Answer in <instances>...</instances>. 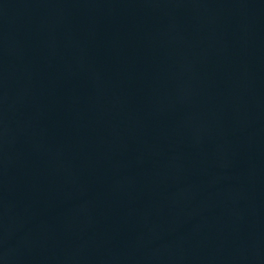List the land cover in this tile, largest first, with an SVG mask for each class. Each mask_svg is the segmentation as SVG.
I'll return each mask as SVG.
<instances>
[{
  "label": "water",
  "instance_id": "95a60500",
  "mask_svg": "<svg viewBox=\"0 0 264 264\" xmlns=\"http://www.w3.org/2000/svg\"><path fill=\"white\" fill-rule=\"evenodd\" d=\"M0 264H264V0H0Z\"/></svg>",
  "mask_w": 264,
  "mask_h": 264
}]
</instances>
